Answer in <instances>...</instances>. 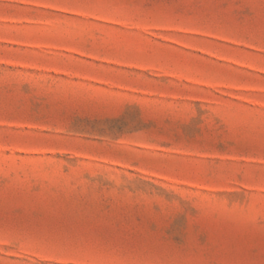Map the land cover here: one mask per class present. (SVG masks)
<instances>
[{"label":"rangeland","instance_id":"1","mask_svg":"<svg viewBox=\"0 0 264 264\" xmlns=\"http://www.w3.org/2000/svg\"><path fill=\"white\" fill-rule=\"evenodd\" d=\"M0 264H264V0H0Z\"/></svg>","mask_w":264,"mask_h":264}]
</instances>
